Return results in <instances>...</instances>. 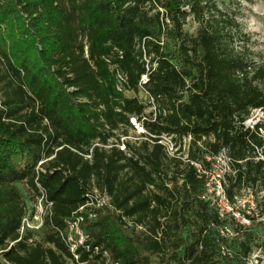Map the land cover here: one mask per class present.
<instances>
[{"label": "trees", "instance_id": "16d2710c", "mask_svg": "<svg viewBox=\"0 0 264 264\" xmlns=\"http://www.w3.org/2000/svg\"><path fill=\"white\" fill-rule=\"evenodd\" d=\"M216 2L0 0V264H105L75 261L56 231L94 189L109 207L85 208L84 229L111 264H244L221 256L232 220L206 201L207 171L223 154L229 205L264 194V119L245 127L264 112V63L229 48L237 25ZM36 184L52 203L41 241L20 234ZM240 237L245 258L256 236Z\"/></svg>", "mask_w": 264, "mask_h": 264}, {"label": "rangeland", "instance_id": "374dc122", "mask_svg": "<svg viewBox=\"0 0 264 264\" xmlns=\"http://www.w3.org/2000/svg\"><path fill=\"white\" fill-rule=\"evenodd\" d=\"M216 5L222 12L234 17L237 25L236 28L228 31L231 35L229 48L233 52H244L247 55L248 63L251 65L258 66L264 63V0H217ZM198 28L199 25L192 18H188L183 31L187 36L194 37ZM258 85L264 90V82ZM263 119L264 112L260 110L252 111L245 122V127L252 128ZM139 133H141L140 130H137L136 133H130L129 140H136ZM187 142L188 139H185L183 144L185 145ZM162 144L166 148L167 155L173 157L176 148L173 147L172 142H169V139H163ZM184 159L183 156L182 160ZM225 171H227V165L222 154L215 160L211 169L207 171L209 191L205 195L206 201H209L211 205H216L223 218H231L232 220L226 229L221 228L222 234L228 236V239L225 245H221L220 252L223 251L229 258L234 257L244 262V264H264V216L261 214L259 205L264 194L256 189L253 191L244 190L235 199V203L229 205L216 194L217 189L215 187ZM20 189L22 194L26 195L23 188L20 187ZM36 199L33 205L30 202L28 203V210L33 207V212L35 211ZM41 207L42 212H44L43 203ZM248 227L255 234L256 243L251 247L247 257L243 258L240 253L239 242L241 241V233ZM34 232H36L34 239L41 241L43 231ZM153 261H156V259L153 258Z\"/></svg>", "mask_w": 264, "mask_h": 264}, {"label": "built area", "instance_id": "2783aa9c", "mask_svg": "<svg viewBox=\"0 0 264 264\" xmlns=\"http://www.w3.org/2000/svg\"><path fill=\"white\" fill-rule=\"evenodd\" d=\"M146 77L143 76L141 78V82H144ZM117 83H118V90H121V87L124 83H126L125 78L118 74L117 75ZM142 95L145 99H147V93L140 87ZM132 124H134V120H131ZM163 139H168L162 137L161 144ZM170 142V141H169ZM163 145V144H162ZM164 146V145H163ZM121 150L124 149L123 146L119 147ZM89 158V156H86ZM41 164V163H40ZM39 164V165H40ZM198 167V165H196ZM40 191V196L36 199V204L34 206L35 211L33 212L32 216L29 214L22 220L21 227H20V234H22L25 230L29 231H39L42 228L44 217L50 215V209L52 206L51 202H48L43 190L40 188L38 184H36ZM216 194L223 200H225L224 193L219 185V181L216 186ZM109 200L110 198L105 193H100L97 190H92L91 194L88 197L86 204L80 207L77 212H75L71 218L65 221L63 228L56 230L58 236L63 243V245L67 248L68 252L77 261L78 255L76 251L78 249H82L83 251H90L93 249L94 254H99L103 259H105V264L110 263V257L107 251L101 250L99 247H92L90 245V236L84 229L85 225V217L82 215V211L85 208H93V209H102L103 207H109ZM226 201V200H225ZM43 203L44 212H42L41 204ZM95 212L89 213L87 215V220H92L95 218ZM138 230H141V227H137ZM223 232L221 231V234ZM223 235V234H222ZM226 236V235H225ZM222 257L227 256L223 251H221ZM111 264V263H110Z\"/></svg>", "mask_w": 264, "mask_h": 264}]
</instances>
